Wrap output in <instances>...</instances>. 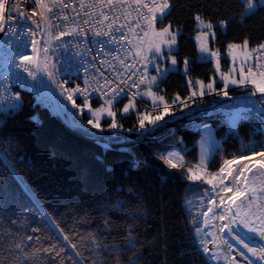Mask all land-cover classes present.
I'll use <instances>...</instances> for the list:
<instances>
[{"label":"trees","instance_id":"obj_1","mask_svg":"<svg viewBox=\"0 0 264 264\" xmlns=\"http://www.w3.org/2000/svg\"><path fill=\"white\" fill-rule=\"evenodd\" d=\"M197 13L217 25L218 39L214 45L226 62L229 43L248 40L252 48L264 43V7L246 14L244 0H171L170 14L158 25L171 22L180 28V46L175 54L181 67L185 58L189 60L187 73L193 76L209 80L214 73L212 61L199 60L194 39ZM220 20L228 21L225 31L217 23ZM162 87L169 104L176 95L181 98L190 95L187 74L182 70L171 71ZM13 89L21 97V107L0 111V152L3 153L0 157V264H59L61 258L63 264L74 261L75 264L93 261L117 264L114 255L94 248L89 234L123 248L128 223L135 224V235L142 243L139 264H213L198 243L199 239H207L204 230L199 237L194 230L197 226L203 227L201 213L207 210L213 197L212 191L205 190L213 185L186 179L185 169L200 160L201 132L194 124L206 119L217 125L222 144L207 170L210 174L218 173L225 159L251 155L242 145L251 142L255 152L264 151V108L242 110L249 115L240 121L236 131L221 123V117L231 112L210 117L191 112L162 125L143 140L124 144L121 142L125 138H135L153 126L137 130V111L145 112L140 106L129 115L119 112L123 128L109 129L110 122L106 121L101 130L106 139L100 141L71 129L30 88L17 83ZM221 89L219 86L215 92ZM247 90L251 91L229 89L228 95ZM211 93L214 92L208 91L199 101L188 103V107H173L171 115L164 119H173L199 104L210 106L213 99L228 96L223 93L211 96ZM124 103H117L116 109ZM181 140L185 141L186 163L183 168H169L156 153L168 151ZM116 200L123 201L128 211L112 208ZM105 217L112 221L110 233L103 231ZM193 218H199L197 225L190 222ZM64 235L69 237L67 241ZM27 236L33 239L27 240ZM15 243H21L23 251L13 247ZM53 243L58 244L57 251L59 247L65 249L55 259L53 252L42 251ZM130 255L122 252L120 264H128Z\"/></svg>","mask_w":264,"mask_h":264},{"label":"snow or ice","instance_id":"obj_2","mask_svg":"<svg viewBox=\"0 0 264 264\" xmlns=\"http://www.w3.org/2000/svg\"><path fill=\"white\" fill-rule=\"evenodd\" d=\"M28 3L29 0H0V32L10 33L12 37L27 36L31 45V55L25 54L19 50L11 54L13 56L14 68L27 73L28 77H31L33 81H37L40 84L44 83L43 78L45 76L53 84H57L61 89L60 95L64 96L67 101H71L73 108L79 109L81 114H84V109H87L92 117L87 120V124L91 125L92 128L103 130L101 119L104 117L111 118V122L107 124V128H123V125L116 119L117 111H113L115 104L119 103L121 99H127L128 102L118 111L121 113H129L130 111L137 109L136 97H140L141 99L145 96L153 98V106L159 110L158 114L154 115L152 112L137 111V123L139 126L137 130L139 131L145 129L147 125H156L159 121L163 120L165 116L171 115L170 109L172 108V105L188 107V102L194 103L197 95L203 96L205 94V88L210 92L217 91L215 87V79L210 80L206 85L204 81L196 80L195 84L199 86L198 93L193 90L189 96L183 99L179 95H176L171 100V104L165 101L164 96H157L153 91V88L159 87V83L162 82L166 73L178 64L177 57L171 55V52L177 44V39L181 31L180 28L174 27L171 22L166 26L160 28L156 27L157 23L162 24L163 20L170 14L171 0H130V4L127 6H135L134 10L136 12V18L134 28H129L128 31L132 32L136 37L135 44L129 39L128 33L123 31L127 25L118 24L120 19L119 16L112 17L106 30L96 29L91 26L89 19H87L90 13L85 11L84 17L86 18L83 23L88 25V28L84 29L78 24L70 26L68 23L70 17L65 12V9L69 8L71 0H31L34 12H39V19L35 18L34 15L28 14V9L26 7ZM94 3L95 5L100 6L99 15L103 17V20L99 21V23H103V21H109V16L105 13L104 7L107 6L109 11H115L117 5L121 8L125 7L126 0H94ZM244 4L245 13L247 14L251 11L257 10L259 7H264V0H244ZM92 6L93 5H89V7ZM79 7L81 9L85 8L83 0H81ZM73 11H75L74 5ZM57 13H59V15H57ZM123 14L128 16L131 15V12ZM77 16H79V14H77ZM194 19L197 22V40L199 42L200 52L203 54L201 59L208 62H211V60L214 59L216 61V68L219 70L221 53L218 49L211 50L208 46L209 38L212 40L215 39L216 33L214 29L217 25L211 20L204 18L199 13L195 15ZM21 20L31 21V23L35 24L38 29L41 27V24H45L48 29L63 30H60L58 34L50 35V40L55 42V46H53V43L49 40H44L42 45L38 47L40 42L34 38L37 34L36 31L31 27H28L24 32L18 31V27H23V25L18 26L17 24V22ZM141 21H143V23H141ZM217 23L221 27H226L228 21L220 20ZM114 25L118 26L114 27ZM89 32L91 33V38L93 40L97 36H105L108 37V39L98 42L100 48L96 55L92 57L91 63L86 59L87 53L91 52V49L85 48L81 50L85 53V57L81 58L82 63L78 66L77 71H79L80 68H83L84 87L82 88L80 84H76L74 88H64L63 84L69 83V81L65 80L61 83L57 79L60 75V69L57 66L59 58L56 53L58 50H67L70 47L79 48L81 43H86L88 41ZM116 33H120V35L117 36ZM66 36L79 39L76 40L75 44L72 40L62 42L61 38ZM12 42V40L8 41L9 44ZM122 42H127L132 45V48L137 50L134 53L135 56H140L141 50L150 55H144L139 61L143 64V68L138 70L139 74H137V71H130V74L125 75L116 73L112 78H109L96 66L95 61L101 56V54L112 55V52H105V44H121ZM248 44V40H244L242 46L229 43L227 46L230 50L228 55H233L231 50L236 48L243 47L244 49H247ZM17 47L18 49L19 47H23L27 50L28 44L20 41ZM165 48L168 49L167 58L170 59V65L162 68L159 59L165 57ZM258 48L264 49V43L260 44ZM113 51L116 52L114 59L119 60V63L125 65L127 68L126 59H121L119 56L120 49L116 48ZM252 51L254 52L256 50L254 49ZM77 55H79V52H77ZM233 58L235 59V56H233ZM100 63L103 65L108 62L101 60ZM183 63L185 66V73H187L188 59L185 58ZM150 64L156 72V75L150 74L148 67ZM130 69H135V64L131 65ZM256 75H258L260 79H257ZM133 77H135V79H133ZM77 79H79V76H77ZM129 81H131V83H129ZM221 81L224 84V89H227L229 84L240 86L253 84L255 86V91L252 93L253 95H255L256 92L264 94V72H259L254 75L251 67L248 68L247 75L243 68L241 69L240 79H235L231 74L226 73L221 76ZM188 83L191 85L193 81L189 79ZM93 84L96 85L93 92L100 94L97 98H103V103L100 107L95 109L87 103L88 97L86 95ZM142 88L143 91L141 90ZM223 95L227 96L228 92L223 91ZM74 96L84 97L85 100L83 105H77ZM0 99H2V97H0ZM11 99L13 103H11L9 107L12 110H15L18 107L17 102L20 100L19 93L14 94ZM51 99L54 110L63 116L65 112L68 111L66 106L59 100V98H56L54 94ZM157 100L162 104V109L160 108V105L156 103ZM74 116V113H69V119L67 122L78 127L82 122L75 120ZM262 123H264V121H262ZM129 131H131V129H129ZM242 148L246 151H250L252 154L247 157L241 156L240 161H251L259 156V171L261 174H264V151L259 153L255 152L251 142H249V145H242ZM2 156L3 153L0 152V157ZM159 159H161L169 168L173 169L183 168L186 163L185 157L181 154L180 150H170L161 153ZM208 160L209 155L207 150L202 148L199 163L185 169L187 173L186 179L188 181H204L207 184L213 185L211 189H206V192H216V198L209 200V204L215 205L216 209H219V212H216L213 207H209L207 211L202 212L201 215L204 217L203 226L207 227L209 225V213H213V216L211 217L212 220L218 218L219 220L227 221L219 227V232L222 234L220 239H222L223 245L226 246L229 252L236 247V244L242 245L243 249H246L247 253L251 254L250 257L245 251H239V255L244 258L246 264H259L260 261H264V204L259 203L262 196L257 193L259 191L264 194V188L258 190L251 186L246 172H252V168H250L247 163L233 169V165H239L240 161L235 159H225L219 172L210 174L207 170ZM230 177L231 181H229ZM214 181H218L219 191H217V184L214 183ZM225 181H229V183L225 184ZM233 183L235 184V188L231 186ZM129 191H131V189ZM220 192H223L225 195L221 196L219 194ZM228 193H231V195H228ZM188 203L191 204L190 201ZM111 207L120 212L128 211L124 202L121 200H116ZM41 211L44 212L45 215H48L46 210L41 208ZM0 219H2V217H0ZM190 222L193 225H197L199 223V218H193ZM12 223H15V221H12ZM111 225L112 221L110 218L105 217L103 231L105 233H110ZM56 227L59 228L58 225ZM135 227L134 223L127 224L125 235L123 237V248L118 244L109 245L106 242H102L98 240L97 236L94 234H89V237L95 249H103L109 255H114L117 264H120L121 253L125 251L131 253L128 264H139L142 243L135 235ZM59 230L63 233V229ZM194 230L199 237V234L203 232V227L197 226ZM33 231H38V229H33ZM209 235L213 237V240L199 239V246L203 253H212L210 256L212 260H219L221 258L220 255L213 253L212 249L208 247L209 243H213L214 248L219 249L220 245L216 243V233H204L205 237ZM229 237H231V240ZM26 239L32 240L33 237L27 236ZM36 239L39 238L37 237ZM63 239L67 241L69 237L64 235ZM233 241L236 243H233ZM250 244H255L256 246L252 247ZM138 245H140V247H138ZM13 247L19 248L23 251L21 243H15ZM57 247L58 244L53 243L49 247L43 248L42 251L53 252V259H55L56 257H60L61 253L65 252L63 247H59V250L57 251ZM72 247L76 248V245L73 244ZM37 251L40 250L38 249ZM79 255L80 253L77 252V256ZM27 256L28 254L25 253L26 258ZM224 259L227 260L228 257L225 256ZM59 264H63V258H61ZM73 264H75V261ZM92 264H102V261H93ZM231 264H240V262L237 261L235 257H232Z\"/></svg>","mask_w":264,"mask_h":264},{"label":"built area","instance_id":"obj_3","mask_svg":"<svg viewBox=\"0 0 264 264\" xmlns=\"http://www.w3.org/2000/svg\"><path fill=\"white\" fill-rule=\"evenodd\" d=\"M81 0H71V4L68 9H65V12L69 15V25L75 26L78 24L80 27L87 29L88 25H85L83 23L84 19V12L87 11L90 13L89 22L93 28L96 29H107V25L112 19L113 16H119L120 19L118 21V24H126L127 26L123 29V31L128 33V37L130 40H132L133 44L136 43V37L132 34V32L128 31L129 28H134L135 25V18H136V12L134 10V5L131 7H128L127 5L130 4V0H126L125 7L121 8L119 5L116 6L115 11H109L108 7H104L105 13L109 16V21H103V23H99V21L103 20V17L99 15L100 12V6L95 5L94 0H83L85 4V8L81 9L79 7ZM73 5L75 6V11H73ZM89 5H93L92 7H89ZM28 9L29 15H34L35 18L39 19V12L33 10L31 0H29V3L26 5ZM55 11V9H54ZM146 11V10H145ZM131 12V15L125 16L123 13ZM79 14V16H77ZM47 15V14H46ZM59 15V13H57ZM55 23V21H54ZM143 23V21H141ZM18 26L23 25V27H18V31L24 32L28 27H31L34 31H36V36L34 37L38 42V47H40L44 40H49L51 43H53V46H55V42L50 40V35L58 34L60 30L63 29H48L45 24H41V27L38 29L35 24H32L31 21L27 20H21L17 22ZM118 26V25H114ZM117 36L120 35V33H116ZM79 38L74 37H62L61 40L68 41L72 40L73 43H76V40ZM108 37L105 36H97L94 38V40L91 38V33L89 32V39L86 43H81L79 45V48H69L67 50H58L56 55L59 58L58 60V68L60 69V75L57 77V79L63 83V81L68 80L69 83L63 84V87H70L74 88L76 84H80L81 87H84L83 79H84V73L83 68H80L79 71H77L78 66L82 63V57H85V53L81 51L85 48H90L91 52L87 53L86 59L91 63L92 57L96 55V53L99 51L100 45L99 41H105ZM9 40H12L13 42L11 44L8 43ZM20 41H23L24 43L28 44L27 50H25L23 47H17ZM105 52H112V55H105L101 54L95 61L96 66L100 68L102 72L105 73L106 76L109 78H112L114 74L121 73V74H130V71H137L139 69L143 68V64H141L139 61L144 56L143 50L141 51L140 56H135L134 53L137 51L136 49L132 48V45L128 44L127 42H122L121 44H105L104 45ZM119 48V56L121 59H126V65L128 66L126 68L125 65H121L119 63V60L114 59V56L116 55V52L113 51L114 49ZM21 51L25 54L31 55V45L29 42V38L27 36H17L12 37L10 33H4V36L2 40L0 41V62L3 60H6L7 66H6V73L3 78L2 83V89L6 90V87L9 83V80L12 77H20L25 85H30L31 83H34L35 85H40L37 81H33L31 77H28L27 73L23 72L20 69L14 68L13 63V56L11 55L15 51ZM256 51L253 52V60H254V72L257 74L259 72H264V49H259L258 47L255 48ZM77 52H79V55H77ZM104 60L107 61V64H101L100 61ZM18 62V61H15ZM135 64V69H130V66ZM0 70H3L2 66L0 65ZM67 70V72H65ZM94 74V73H93ZM77 76H79V79H77ZM135 79V77H133ZM103 82V81H101ZM131 83V81H129ZM57 89H60V87L55 84ZM96 87L95 84L92 85L91 88H89L87 95V101H99L103 103V98H97L99 97V93L93 92V89ZM248 87L252 88L255 91V86L253 84H248ZM61 90V89H60ZM143 91V88L141 89ZM135 91V90H133ZM258 92H256L257 94ZM59 100L64 104L65 98L64 96L59 95ZM75 100H81L84 101L85 98L81 96H74ZM126 102L127 99H125ZM137 103H140L144 106L146 104L143 102V99L140 97H136ZM148 107V106H147ZM255 107L264 108V97L257 96L254 100H247V99H240L235 101H230L227 103H224L215 109L209 111L205 110L202 111V114L204 116L211 114L213 112H230L235 110H252ZM74 119L77 121H81L80 124L81 127H90L91 125L87 124V119L85 116L81 114H75ZM88 129V128H87Z\"/></svg>","mask_w":264,"mask_h":264},{"label":"rangeland","instance_id":"obj_4","mask_svg":"<svg viewBox=\"0 0 264 264\" xmlns=\"http://www.w3.org/2000/svg\"><path fill=\"white\" fill-rule=\"evenodd\" d=\"M163 26H166V24L156 25L157 28H160V27H163ZM222 28L225 31L227 29V26L226 27H222ZM214 31L216 33L215 39L212 40L211 38H209L208 46H209V48L211 50H217V49L219 50L218 46L217 45H214V43L218 39V31H217L216 28L214 29ZM194 39H195V41L197 43V46H198L199 60L205 61V60L201 59V57H202L203 54L200 52L199 42L197 40V32L194 35ZM232 44L241 45V46L243 45V43H240V42L239 43H232ZM179 46H180V43H179V37H178L177 44L174 46V48H173V50L171 52V55H174V56L177 57V55L175 54V52L179 49ZM145 47H146V45H145ZM164 51H165V54H166L165 57H161L159 59V63H160V65H161L162 68L163 67H167V66L170 65V59L167 58L168 49L165 48ZM229 51L230 50L227 49V54L226 55L229 58V61L228 62H226L224 60L223 54L220 51V53H221V59L219 61V64H220L219 70H217V68H216V61L214 59L211 60L213 62L214 73L212 74V76H211V78L209 80H206V79H204L202 77H199V76H193V75H191L189 73H186L187 74V83H188L189 79H191L193 81V83L191 85H189L190 93L193 90L197 91V93L199 92V86L195 84V81L196 80L204 81V83L206 85L210 80L215 79L216 80V84H215L216 89H219V86H221L224 89V84L221 81V76L223 74L228 73V74H231V76L233 78L240 79V71L243 68L245 74L247 75L248 68L251 67V66H253V52H252V47L250 46V44H248L247 49H244L243 47H240V48H236V49L231 50L232 53H233V55H228ZM143 55H150V54L149 53H146L145 51H143ZM233 56H235V59L233 58ZM245 60H246V63H245ZM177 61H178V59H177ZM148 67H149L150 74L151 75H156V72L153 70L152 65L150 64V65H148ZM187 67H188V70H189V60H188V66ZM174 70H182L185 73V66L183 65L181 67L180 66V63L178 61L177 66H175L174 68H172L171 70H169L166 73V75L163 77V80L168 76V74L171 71H174ZM65 72H67V70ZM253 74L255 75L256 73L253 71ZM257 77H259V76L256 75V78ZM163 80H162V82H163ZM18 82L20 83V81L15 80V84L18 83ZM47 82H48V85H50V81L48 79H47ZM162 82L159 83V87L158 88H153V91L157 94V96H164L165 101L168 102V96L164 92V87H162ZM238 87L241 88V89L249 88L248 87V84L245 85V86L229 84L228 88L225 89V90L228 91L229 89H234V88H238ZM65 88H67V87L65 86ZM31 90L32 91H35L37 93L39 100H43L44 101L43 97L40 95V93L38 91V88H36L34 85H32L31 86ZM207 92H208V90L205 88V94ZM16 93L17 92L15 90H13L12 92H9L8 91V93H6L4 95L2 93V91H1V89H0V97H2V99H0V111H2V110H7L8 111V110L11 109L9 107L10 104L13 103V101H12L11 98ZM197 96H199V95H197ZM144 98L150 103V105L153 106V98L152 97L145 96ZM67 102H68L69 106H71V111L77 112V113H81L79 109L73 108L71 101H67ZM17 103H18V107L16 109H19L21 107V104H22L21 97H20L19 102H17ZM83 103L84 102H77L76 101V104L77 105H83ZM87 103L93 109L98 108L101 105V104H94L91 101H87ZM125 103H127V102H125ZM156 103L159 104L160 105V108L162 109V104L158 100L156 101ZM176 106H179V105H176ZM176 106H174V108ZM122 108H123V106L120 109H122ZM137 110H139V105L138 104H137V109L136 110H133V111H137ZM171 110H173V107L170 109V111ZM113 111H117L116 119L120 123L119 111L116 109L115 106L113 108ZM133 111H130L129 113H122V114L123 115H129ZM154 111H159V110L156 109V108H154V106H153V109L150 108V109L146 110L145 112H154ZM84 113H86L90 118H92L91 115H90V113H88L87 109H84ZM156 114H158V112ZM248 115H249V112H245V111H235V112H231V113H225L221 117V121H222L221 123H226L229 129L236 131L238 129V127H239L240 121L242 119L246 118ZM106 121L111 122V118L104 117V118L101 119V125H102V129L103 130H104L103 124ZM194 125L201 132V136H200V139H199L200 155H201L202 148L203 149H206L207 150V153L209 155V160L207 162V166H208V163L211 160V158L213 157L215 151L222 144L221 138H219L218 137V134H217V125H215L213 123V121L206 120V119L197 120V122ZM84 128L85 129L88 128V129H90V130H92L94 132L96 131L99 134L101 133V130L100 129H95V128H92L91 126L90 127H88V126L86 127L85 126ZM184 145H185V141L184 140H181L179 143H176L173 147H171L168 151H170V150H180L181 151V154L184 155V151H185V149L183 148ZM156 155H160V153L157 152ZM247 156H251V155H247ZM247 156H245V157H247ZM259 159H260L259 156H257L255 159H253L251 161H247V160L240 161V157H238L235 160L240 161V164L239 165H233V169H235L237 166H242L244 163H247L249 165V167L252 168V172H246V175L249 178V182H250L251 186L257 188L258 190L264 188V174H261L260 171H259V168H260ZM198 163H196V164H198ZM229 181H231V177L229 178ZM229 181H225V184H228ZM214 183L217 184V191H219L218 181H214ZM231 186H233V188H235V184L234 183ZM219 194L221 196L225 195L223 192H220ZM257 194L262 196V198L259 201V203L264 204V194L260 193L259 191H258ZM228 195H231V193H228ZM213 198H216V192H213L212 199ZM209 207H213L216 212H219V209H216V206L215 205H210L208 203L207 209ZM212 216H213V213H209V219H211ZM203 220H204V217H203ZM224 223H226V221L219 220L217 218V219L213 220V224L211 226L210 225H208L207 227H204L203 226V230H204L205 233H211V232H215L216 233V236H217L216 243H218L220 245L219 249H217V248H214L213 243H209L208 244V247L210 249H212V252L213 253H217L221 257L219 260H212L211 259L212 262H213V264H231V258L232 257H235V259L237 261H239L240 264H246V262L244 261V258L239 255V251H242V249L240 248L241 246L240 247L239 246H236L235 248H233L229 252L227 250L226 246L223 245L222 239H220V237L222 236V234L219 232V227L221 225H223ZM229 239L231 240V237H229ZM207 240L212 241L213 240V237L211 235H209V236H207ZM233 243H236V242L233 241ZM253 245H255V244H253ZM211 254L212 253H209L210 256H211ZM225 256L228 257L227 260L224 259Z\"/></svg>","mask_w":264,"mask_h":264},{"label":"water","instance_id":"obj_5","mask_svg":"<svg viewBox=\"0 0 264 264\" xmlns=\"http://www.w3.org/2000/svg\"><path fill=\"white\" fill-rule=\"evenodd\" d=\"M5 32H0V40L1 38L3 37ZM45 79V77L43 78ZM53 94L55 96V93H54V89L53 88H50L49 91H47V95L52 103V97H53ZM259 95L261 96H264V94H261L259 93ZM255 95H253L252 93H248V92H238V93H234L230 96H227L223 99H220V100H214V105H220L224 102H227V101H230V100H233V99H236V98H253L255 97ZM56 97V96H55ZM196 108H188L184 111H182L180 114H178L175 118L173 119H164L163 121L157 123L156 125H153L152 127H150L149 129L143 131L139 136L135 137V138H125L121 143H129V142H132V141H140V140H143L147 135H149L150 133L156 131L157 129H159L162 125L166 124V123H169V122H175L177 121L178 119H180L181 117L187 115L188 113H191L193 111H195ZM56 114L59 116V118L66 124L68 125L71 129L75 130V131H78V132H81V133H84V134H87L93 138H96V139H101V140H104L106 139V136L103 135V134H99V133H94V132H90V131H87L81 127H77V126H73V124H70L68 123V117L66 115V113L62 116L60 115L57 111H55Z\"/></svg>","mask_w":264,"mask_h":264},{"label":"bare ground","instance_id":"obj_6","mask_svg":"<svg viewBox=\"0 0 264 264\" xmlns=\"http://www.w3.org/2000/svg\"><path fill=\"white\" fill-rule=\"evenodd\" d=\"M209 221H210L209 222V225L211 226L213 224V220L212 219H209ZM244 231H246V230H244ZM236 246H239V247L241 246L240 248L242 249V251H245L246 254L251 257V254L250 253H247V250L246 249H243L242 245L236 244ZM250 246L255 247L256 245L250 244ZM253 259H256V258H253ZM259 264H264V261H260Z\"/></svg>","mask_w":264,"mask_h":264},{"label":"crops","instance_id":"obj_7","mask_svg":"<svg viewBox=\"0 0 264 264\" xmlns=\"http://www.w3.org/2000/svg\"><path fill=\"white\" fill-rule=\"evenodd\" d=\"M221 90L226 91L225 89H221ZM221 90H220V92H223V91H221Z\"/></svg>","mask_w":264,"mask_h":264}]
</instances>
